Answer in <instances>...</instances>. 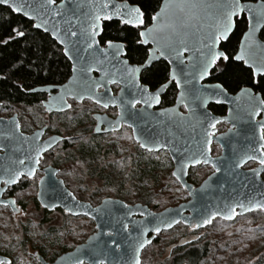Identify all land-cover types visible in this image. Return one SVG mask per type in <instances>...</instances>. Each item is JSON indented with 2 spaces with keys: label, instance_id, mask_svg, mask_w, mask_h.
Masks as SVG:
<instances>
[{
  "label": "snow or ice",
  "instance_id": "obj_1",
  "mask_svg": "<svg viewBox=\"0 0 264 264\" xmlns=\"http://www.w3.org/2000/svg\"><path fill=\"white\" fill-rule=\"evenodd\" d=\"M0 5L10 8L13 13L22 14L29 21H39L31 27L50 33L54 40L65 46L64 55L73 61L72 79L60 86L56 97H51L56 90L55 85L39 90L28 89L49 94V99L45 101L47 109H51L53 104L57 110H63L65 106L70 108L66 99L69 96L82 100L87 95L104 108L111 103L120 107V120L126 114L134 118L128 127L137 133L139 147L152 152L154 149H168L175 140H161L156 134L143 135L135 126L137 120H143L145 125L151 121L161 125L171 122L177 127L191 128L193 132L199 128L203 144L210 145L215 132L209 129H215L226 121L214 117L207 109L210 104H230V119L251 125V135L246 139L253 143L250 153L236 161L232 169L225 171V175L235 177L236 170L249 160H258L261 170H264V119H256L264 113V43L257 37V33L264 29V0L256 7L242 0H163L157 5L158 10L153 8L150 14L145 6L129 3V0H0ZM106 29H115L123 33L124 38H106ZM10 33L0 43L7 44L10 40L25 37V31L18 28H11ZM133 53L139 59L130 63ZM156 61H166L168 68L164 82L153 90L141 81L143 74ZM225 67L239 69L248 80V86L240 88L238 95L231 98L223 83L209 80L210 77L219 79L214 70ZM93 72L101 73L100 79H93ZM173 83L179 90L175 103L183 105L188 115L181 114L176 108L159 113L149 112L160 104L161 90H166ZM112 84L120 86L118 100L111 97L102 99L97 95L101 88L107 95L110 91L108 85ZM138 105L140 108H137ZM101 130L96 128L97 133ZM33 143L36 155L31 159L39 165L41 151H47L53 142L49 140L46 146L41 145L37 136ZM197 143L199 145L201 141ZM6 147L0 146V151ZM174 150L180 151L179 148ZM188 151L186 148L185 152ZM208 151L210 148H198V152L191 153V158L197 164L211 165L213 175H216L221 169L207 155ZM257 151L259 156L255 155ZM186 162L187 158L178 161L181 172ZM16 163L21 167H4V178L0 183L15 185L21 178L34 177L36 168L26 165L25 159L13 161V165ZM172 175L178 176L179 173L173 172ZM254 175L259 176L260 173L254 172ZM210 180L212 176L208 177L205 185ZM244 207L241 203L236 207L227 205V212L209 213L211 219L206 216L197 226L211 224L212 219L220 215L233 219L227 213H235L236 208ZM247 207L249 211L264 210V202H249ZM140 214L144 215L143 212ZM168 226L171 227L170 222ZM122 228L127 232L129 225L122 224ZM143 231L146 230H142V234ZM154 231L159 233L161 228L156 227ZM105 234L113 235L111 231ZM144 245L145 242L140 241L135 250L139 251ZM107 255L106 247H98L92 250L88 260L77 257L75 264H106ZM10 256L11 251H6L0 257V264H18ZM135 264H140L139 259H135Z\"/></svg>",
  "mask_w": 264,
  "mask_h": 264
},
{
  "label": "water",
  "instance_id": "obj_2",
  "mask_svg": "<svg viewBox=\"0 0 264 264\" xmlns=\"http://www.w3.org/2000/svg\"><path fill=\"white\" fill-rule=\"evenodd\" d=\"M117 2L120 1L117 0ZM162 2L163 0L161 1V3ZM209 2H211V0H209ZM244 3L256 7L261 3V0L256 2ZM0 6L6 7L4 5ZM14 14L28 20V18L23 16L22 14ZM30 22L32 24L39 23V21ZM33 28L48 35L51 40L54 41L62 49V53L64 55V45L54 40L50 33H45L44 31L36 29L35 27ZM262 30L263 29H261V31ZM261 31L257 33V37L261 43H264V41H262L259 37ZM64 57L68 60L71 69L73 61L69 60L65 55ZM156 62H154V64ZM163 62L167 64L166 61ZM72 76L73 74L70 70V76L63 84H68L69 80L72 79ZM91 76L93 79H100L101 73L93 72L91 73ZM207 82L208 81H205V83ZM50 86L52 85L39 86L35 87V89L39 90L41 88ZM55 86L56 90L51 93V97H56L58 95V91L61 85ZM113 86L117 85H108L110 91L107 93V95H105V89L103 88L98 90L97 95L101 96L102 99H108L109 97H111L118 100L121 96L120 86H117L118 90L116 94H114L112 91ZM165 91L166 90H161V96L165 93ZM178 92L179 90L176 89L175 101L178 96ZM29 93L40 92L29 91ZM238 93L239 91L235 94H231L228 92V96L229 98H231L235 95H238ZM44 94L47 95V99L45 100L47 101L49 99V94ZM66 99L68 105H70V103L68 102L70 100L74 101L75 103L89 101L92 104L100 107L101 109L116 110L115 118H110L106 113H96L93 115V119L95 120L94 134L97 135L118 132L121 129L122 125L128 126V124L132 123L134 119L126 114L125 118L123 120H120V107L114 106L110 103L108 108H104L102 104L96 103L92 99H89L87 95H85L82 100L74 99L72 96H69ZM45 101L42 103V106L46 113H64L70 109L69 107L65 106L63 110H57L55 104H53L51 109H47L45 107ZM175 101L174 104L170 107L159 108L160 104L156 105L154 108L150 109L149 112L159 113L161 110L176 108V110L181 114L185 116L188 115L183 105L177 106ZM241 103H244V101H241ZM216 106L226 107L225 115H215L209 107L207 110L210 111L214 117L221 119L222 121H226L224 123L228 125V129L225 132L218 134L217 128L209 129L210 132H215V136L212 137V142L210 145L203 144V137L199 128H197L196 131L193 132L191 128L177 127L171 122H166L165 124L161 125L156 123L155 121H151L150 117L149 120L151 122L147 123L146 125L143 120L136 121L135 126L143 135L156 134L161 140H175V143L170 145L166 150L156 151L154 149L152 151H166L173 164L172 173H179L178 176L172 175V177L178 182L179 186L186 191L188 200L185 202H181L175 206H170L164 208L163 210L155 212L147 205L141 203H135L131 205L117 198H104L98 205L92 206L90 203L80 201L74 196V194L65 186L63 180L57 177V169L53 168L52 166H47L46 168H44V176L39 182L37 194V200L41 207L43 209H46L47 211H53L54 209L59 208L63 212L73 217H86L92 220L95 226V232L91 236H89L83 244L77 246L74 250L61 255L53 264H75V260L77 257L88 260L92 250L98 247L107 248L108 255L106 264H135V259H139L141 263V254L143 250L153 242L155 237L163 231L174 228L178 224L188 226L191 229L205 228L207 225L205 226L201 223L200 226H197V224L206 216L211 219L209 213H216L218 211L227 212V205L236 207L238 203L245 205V207L242 209L236 208L235 213H227L228 215H232L233 219H226L224 215L217 216L215 219H220L225 222H231L239 216H244L255 211H261L264 213V210L249 211L247 207L249 202H252L253 204L257 202H264V181L261 177V174L264 170H261V166L258 160L246 161L242 167L236 170L235 177H233L232 175H225V171L232 169L236 161L240 160L246 153H250L253 142L249 139H246V137L251 135V125L242 121H233L230 119L229 110L232 108V105L224 104ZM137 108H140V105ZM181 108H184V112L181 111ZM259 117H262L260 120L264 119V113H262ZM118 120L120 121L119 123H117ZM17 126H19L17 115H13L8 119L0 117V146L7 145L4 151H2L3 154H0V180L4 178V167H21L18 163L13 165V161H18L19 159H25L26 165L37 168V165L32 162L31 159L36 155L35 151H33V142L37 136H39V143L41 145L46 146L49 140L53 142L51 147H48L47 151H41L40 158H42L43 154L47 153L65 140L64 137L59 135H52L42 140V137L46 130L45 128L35 130L32 134L26 135L21 133L20 126ZM97 127H100L102 129L99 133L96 132ZM130 129L132 132V139L138 145L137 133L133 132L132 128ZM230 129L231 131H229ZM169 132H171V136H169ZM25 138H27V141H25ZM198 141H201L199 145L197 143ZM213 143L217 144L221 148V153L217 157H212L211 155V146ZM201 147L206 149L210 148V151L207 152V155H209L211 159L216 163V165L221 169V172L217 173L216 175H213L212 172L209 175L212 176V180L208 181L207 185H205V181L208 180L209 176L206 177L199 184V186L195 187L188 182L189 169L199 165L210 166L212 168L211 165H205L203 163L197 164L195 163V160L191 158V153L198 152V148ZM175 148H179L180 151H175ZM186 148L189 149L188 152H185ZM13 149H15V151ZM142 150L149 152L147 151V149ZM255 155L259 156V151H257ZM185 158H187L188 162L184 164L183 172H181L178 161L184 160ZM197 158H199V156H197ZM252 162L256 163L258 166L254 169H244L245 165ZM254 172H259L260 175L256 176L254 175ZM7 186L9 185L0 188V205H3L7 202L1 199V195ZM189 189H193L195 191L190 193L188 191ZM73 197H75V199H73ZM45 205H47V207ZM125 205H127V207H125ZM96 209H100V211L96 212ZM141 212H143L144 215H141ZM213 220L214 219H212V221ZM161 221H163V223ZM177 221H179V223H177ZM169 222L171 223V227L168 226ZM125 223L129 225V229L127 232H125L122 228V224ZM156 227L161 228V231L159 233L154 231ZM142 230L146 231H143L142 234ZM109 231L113 233L112 236H108L105 234ZM113 241H115L116 243H113ZM140 241H144L145 245L142 249L136 251L135 249L137 248ZM148 241H150V243H148ZM117 245H119V247H117Z\"/></svg>",
  "mask_w": 264,
  "mask_h": 264
},
{
  "label": "trees",
  "instance_id": "obj_3",
  "mask_svg": "<svg viewBox=\"0 0 264 264\" xmlns=\"http://www.w3.org/2000/svg\"><path fill=\"white\" fill-rule=\"evenodd\" d=\"M118 1L123 2V0ZM161 1L129 0V3L145 6L150 14L153 8L158 10L157 5L161 4ZM242 1L256 2L259 0ZM31 25L30 21L14 14L10 9L0 6V40L6 39L11 34V28L25 31L23 38L10 40L7 44L0 43V113H16L20 116V111L25 109L41 108V103L46 99V95L44 93H29L28 89L47 85H62L70 76V64L64 57L62 49L48 35L35 30ZM117 37L123 39L124 34L118 33L115 29H106V38ZM259 37L264 41V29ZM136 59L139 57L133 53L130 63ZM167 68L165 62H156L143 74L144 78L141 82L148 84L154 90L164 82ZM214 71L219 79L210 77L209 80L212 83H223L231 94L248 86L246 75L239 69L225 67ZM175 95V86L170 85L162 97V105H171ZM209 108L215 115L225 114L223 106L210 105ZM98 110L101 109L86 101L75 104L65 113L48 114L57 117L62 123L61 128L53 130L49 127L48 131L65 137L57 149L58 154L61 155L55 156L51 160V164L60 169L61 175L65 164L75 162L85 168L89 175H97L103 181V186L94 187L93 193L90 196H85V199L90 203L97 201L104 191L110 190L111 192L115 191L116 196L124 198L125 203L142 201L151 209H159L162 205L158 204L157 200L160 198L162 201L163 197L159 196L155 199L150 189L152 184L159 180L163 169L162 159L160 157L154 159L159 154L147 153L134 144V152L131 154L123 153L122 159L120 157L118 161H108L110 156L119 157L120 155L117 145L113 147L112 143H107L106 138L109 134L96 135L89 130V126L94 123L92 115ZM115 113V109L108 110V114L112 117ZM166 159L170 166L169 158ZM189 181L196 184L191 179V174ZM123 190L127 192L123 193ZM55 211L61 212L60 209ZM44 213L50 214L47 211ZM252 215L254 213L239 216L235 220L247 219ZM231 222L226 224H234ZM198 242L199 240L195 241L186 252L181 253L182 250H178V256L173 264H202L209 255V249L206 243L202 247L196 246ZM250 264H264V262L258 259Z\"/></svg>",
  "mask_w": 264,
  "mask_h": 264
},
{
  "label": "rangeland",
  "instance_id": "obj_4",
  "mask_svg": "<svg viewBox=\"0 0 264 264\" xmlns=\"http://www.w3.org/2000/svg\"><path fill=\"white\" fill-rule=\"evenodd\" d=\"M116 90L117 88H112L113 93ZM73 106L74 104H72V108ZM96 112H106L108 114V111L104 112L103 110ZM10 115L12 113H0L3 118H8ZM19 120L21 127L28 130L27 133L43 125H48V128L54 130V128H61L62 124L57 117L49 116L42 107L20 111ZM93 127L94 123L89 126V130L93 131ZM226 128L224 126L220 130L224 131ZM106 141L112 143L113 147L117 145L120 155L119 157L112 155L107 159L108 161H118L120 157L122 159V156H124L123 153L131 154L134 152L135 142L128 129L109 134ZM58 148L59 146L53 149L49 157H44L43 166L52 163L51 160L55 156L61 155L57 152ZM219 152V147H213V156H217ZM157 154L159 155L155 156L154 159L158 157L162 159L163 169L159 180L152 184L150 189L155 199L162 196L165 202L162 203L163 200L160 201V198H158L157 203L162 207L159 209L152 208L155 212L175 206L187 199L186 191L172 177V164L169 166L166 161V158H169L168 155L165 152ZM120 165L123 166L121 163ZM63 168L64 171L62 175L60 174V177L80 201L88 202L85 196H90L94 191V187L103 186V181L97 175H89L87 170L77 162L65 164ZM244 168L250 169L252 166L246 165ZM211 172L212 170L209 167H197L191 171V179L196 184H200ZM126 192L123 190V193ZM114 193L115 191L106 190L100 194L102 197L100 196L97 201L88 203L96 206L104 198H117L125 202L124 198L118 197ZM35 197L36 188L29 186V189L23 191L22 196L19 197L21 198V204L24 206L21 213L14 215L7 209H0V243L9 241L15 246L20 244L21 247H15L17 248L15 249L16 257L27 259L31 257L30 253L41 245V251L49 261L55 255L57 256L84 242L89 235L95 232L94 223L86 217H73L62 210L61 212L53 210L49 212V215H46L38 203L34 202ZM135 203L144 204L142 201H132L127 204L132 205ZM255 212H252L254 215L247 219L233 220L231 223L234 224L232 225H228L227 222L220 219H215L205 229L199 231L200 240L196 246L202 247L206 243L209 249V255L202 264H250L258 259L264 262V213L261 211ZM183 234H188V230H184L181 225L172 231L161 234L155 244L150 245L143 251L140 264H170L169 262H162L165 248L172 242H176Z\"/></svg>",
  "mask_w": 264,
  "mask_h": 264
},
{
  "label": "flooded vegetation",
  "instance_id": "obj_5",
  "mask_svg": "<svg viewBox=\"0 0 264 264\" xmlns=\"http://www.w3.org/2000/svg\"><path fill=\"white\" fill-rule=\"evenodd\" d=\"M171 85H174V84H171ZM175 86V85H174ZM113 87H115V88H117V90H118V87L117 86H113ZM112 87V88H113ZM176 89V88H175ZM117 90H116V92L114 93V94H116L117 93ZM166 91H167V89H166ZM166 91H165V93H166ZM238 92V91H237ZM236 92V93H237ZM165 93L161 96V103H160V106H159V108H165V107H170V106H172L173 104H174V102L171 104V105H169V106H163L162 105V97L165 95ZM235 94V93H234ZM46 95V94H45ZM176 96V95H175ZM46 99H47V95H46ZM45 99V100H46ZM44 100V101H45ZM43 101V102H44ZM174 101H175V99H174ZM42 102V103H43ZM69 103H70V105H71V107H72V104H80V103H75L74 101H68ZM85 102V101H84ZM89 102V101H88ZM42 103H41V106H42ZM72 103V104H71ZM83 103V102H82ZM91 103V102H90ZM214 106H216V105H214ZM71 107H70V109H71ZM98 107V106H97ZM137 107H139V105L137 106ZM224 107V106H223ZM42 108H43V106H42ZM100 108V107H99ZM225 108V113H226V107H224ZM69 109V110H70ZM101 109V108H100ZM43 110H44V108H43ZM68 110V111H69ZM101 110H103L104 112L105 111H108V110H110V109H108V110H104V109H101ZM181 111L182 112H184V108H181ZM67 112V111H66ZM115 112H116V110H115ZM65 113V112H64ZM98 113V112H97ZM100 113V112H99ZM103 113V112H102ZM106 113V112H105ZM47 114H52V113H47ZM53 114H55V113H53ZM94 114H96V113H94ZM93 114V115H94ZM107 114V113H106ZM13 115H17V118H18V121H19V126H20V131H21V133H23V134H26V135H30V134H32L35 130H38V129H41V128H45L46 130H45V133H44V135H43V137H42V140L43 139H45V138H47V137H49V136H52V135H59V136H62V135H60V134H57V133H49V131H48V125H43V126H40L39 128H37V129H35V130H33L32 132H29V133H27L28 132V130H26V129H24V128H22L21 127V125H20V120H19V118H20V116L18 115V114H16V113H12V115H10V116H8V118H10V117H12ZM93 115H92V119H93ZM108 115V114H107ZM223 115H225V114H223ZM223 115H219V116H223ZM109 116V115H108ZM115 116H116V113H115V115L112 117V116H109L110 118H115ZM0 117H2V116H0ZM7 118V119H8ZM262 117H258L257 118V120H260ZM93 121H94V126H95V120L93 119ZM224 126H226L227 128L224 130V131H222V130H220V128L221 127H224ZM217 134L218 133H223V132H225L227 129H228V125L227 124H225V123H221V124H219L217 127ZM123 129H128L130 132H131V129L128 127V126H125V125H122L121 126V129L119 130V131H121V130H123ZM48 133V134H47ZM93 133H94V127H93ZM132 133V132H131ZM109 134H112V133H109ZM47 135V136H46ZM97 135V134H96ZM99 135H101V134H99ZM102 135H106V134H102ZM132 136V135H131ZM63 137V136H62ZM65 138V137H64ZM136 144V143H135ZM137 145V144H136ZM58 146V145H57ZM56 146V147H57ZM138 146V145H137ZM215 146H217V147H219L217 144H215V143H213L212 144V146H211V155H212V157H217V156H219L220 155V153H221V148L219 147V150H220V152H219V154L217 155V156H213V154H212V150H213V147H215ZM56 147H54L53 149H56ZM139 147V146H138ZM140 148V147H139ZM53 149H51L50 151H48L47 153H45V154H43V156H42V158H40V163H39V165H37V168H36V173H35V175H34V177H29V178H21V180L17 183V184H15V185H9V186H7L6 187V189L4 190V192L2 193V195H1V199L3 200V201H7L5 204H3V205H0V209H7V210H9L12 214H14V215H16L17 213H21L22 211H23V209H24V206L21 204V198H19V197H21L22 196V192L23 191H25V190H27V189H29V186H34L35 188H36V197H35V200H34V202L35 203H38V205L41 207V205L39 204V202H38V200H37V194H38V186H39V182H40V180H41V178L44 176V173H43V169L44 168H46L47 166H52L53 168H55V169H57L58 170V174H57V177H59L60 179H62L61 177H60V169L59 168H57V167H55V166H53L51 163H49L48 165H42V163H43V160H44V157L46 156H50V154L52 153V151H53ZM141 149V148H140ZM142 150V149H141ZM144 151V150H143ZM146 152V151H145ZM162 152H165L167 155H168V153L166 152V151H161V152H147V153H150V154H157V153H162ZM0 154H3V152L2 151H0ZM168 157H169V155H168ZM169 160H170V162H171V164H172V161H171V159H170V157H169ZM247 165H251L252 166V168H250V169H254V168H256L258 165L256 164V163H254V162H252V163H249V164H247ZM200 166H204V165H199V166H196V167H193V168H190L189 169V171H188V182L189 183H191L192 185H194L195 187H197V186H199V184H194V183H192V182H190L189 181V178H190V173H191V170H193V169H195V168H197V167H200ZM246 166V165H245ZM244 166V167H245ZM206 167H209L211 170H212V168L210 167V166H206ZM245 169V168H244ZM172 170H173V164H172ZM246 170H249V169H246ZM212 172H213V170H212ZM211 172V173H212ZM210 173V174H211ZM171 174H172V172H171ZM209 176V175H208ZM207 176V177H208ZM261 177H262V179H263V181H264V171L262 172V174H261ZM63 180V179H62ZM176 181V180H175ZM64 182V181H63ZM177 182V181H176ZM202 182V181H201ZM200 182V183H201ZM178 183V182H177ZM64 184H65V182H64ZM6 186V184H3V183H1L0 184V188H3V187H5ZM65 186H66V184H65ZM67 187V186H66ZM68 188V187H67ZM69 189V188H68ZM185 191V190H184ZM187 194V193H186ZM188 200V196H187V199L186 200H184V201H182V202H185V201H187ZM12 201H15V204L13 205L12 204ZM9 202H11V203H9ZM181 203V202H180ZM179 204V203H178ZM42 208V207H41ZM43 209V208H42ZM57 209H59V208H57ZM56 209H54V211H55ZM61 210V209H60ZM43 211H47L46 209H43ZM47 212H51V211H47ZM67 214V213H66ZM69 215V214H68ZM215 220V219H214ZM92 221V220H91ZM93 222V221H92ZM94 223V222H93ZM181 225V227L184 229V230H188V234H183L182 236H180L179 238H178V240L176 241V242H172L171 244H169L168 245V247H166L165 248V253L163 254V261L162 262H169L170 264H173V263H175V261H176V257L178 256V254H177V252H178V250H182L181 251V253H183V252H186V251H188V249L190 248V246L192 245V244H194V242L195 241H197V240H200V232L199 231H201V230H203V229H205V228H202V229H191V228H189L188 226H184V225H182V224H178L177 226H180ZM177 226H175L174 228H172V229H170V230H167V231H163V232H161L160 234H158L156 237H155V239L153 240V242L151 243V244H149L146 248H148L150 245H153V244H155L156 242H157V240L159 239V236L161 235V234H163V233H167V232H169V231H172V230H174V229H176L177 228ZM92 235V234H91ZM91 235H89V236H91ZM88 236V237H89ZM87 237V238H88ZM86 238V239H87ZM85 242V241H84ZM84 242H82V243H80V244H78V245H76V246H74L73 248H71L70 250H66V251H64V252H62V253H60L59 255H55L52 259H50L49 261L46 259V257L44 256V253L41 251V245L39 246V247H37L32 253H30V256L31 257H29V258H27V259H25L24 257H16L17 255H16V252H15V249H17V248H15V247H21V245L20 244H18V245H13V243H11V242H9V241H6V242H3V243H0V257H3L4 256V254H5V252L6 251H11V256H10V258H12L14 261H17L18 262V264H53L55 261H56V259L58 258V257H60L61 255H63V254H65V253H68V252H70V251H72V250H74L77 246H79V245H81V244H83ZM145 248V249H146ZM144 249V250H145ZM143 250V251H144ZM43 253V254H42ZM143 253V252H142ZM21 255V254H20ZM142 255V254H141Z\"/></svg>",
  "mask_w": 264,
  "mask_h": 264
}]
</instances>
